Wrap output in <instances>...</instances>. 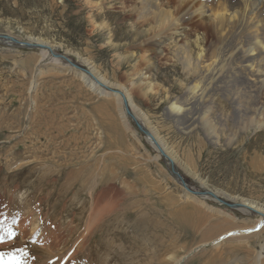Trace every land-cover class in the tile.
Segmentation results:
<instances>
[{"label":"rangeland","instance_id":"1","mask_svg":"<svg viewBox=\"0 0 264 264\" xmlns=\"http://www.w3.org/2000/svg\"><path fill=\"white\" fill-rule=\"evenodd\" d=\"M136 4L0 0V33L22 42H0V264H264V215L240 207L264 204L250 147L263 132L264 82L256 92L226 68L209 96H219L214 116L231 117L203 148L199 94L192 124L166 118L201 83L195 34L145 31ZM28 37L53 48L29 47ZM219 49L209 36L206 59ZM148 69L170 92L133 95L128 110L143 132L115 96L140 91ZM153 130L176 163L147 141ZM212 190L223 196L202 197Z\"/></svg>","mask_w":264,"mask_h":264},{"label":"bare ground","instance_id":"2","mask_svg":"<svg viewBox=\"0 0 264 264\" xmlns=\"http://www.w3.org/2000/svg\"><path fill=\"white\" fill-rule=\"evenodd\" d=\"M138 1L140 5L138 6L136 4L138 7L135 6L136 8H133L135 12H131L133 14H138L140 26L148 27L145 31L158 32L159 34L166 32L195 34L194 44L199 47L197 72L201 83L193 84L189 88L187 85L186 87L188 90L178 99L181 102L175 101L166 108V118L177 127L183 124L182 120H184L185 123L192 124L194 122L192 111L195 107L197 98L195 95L199 94V106L202 112L203 148L206 147V144L216 145L220 140L219 127L222 126L226 120H229L231 115L225 114L220 109L217 115L214 116L213 108L219 96L215 97L209 95L215 91L217 84L224 77L226 68L231 66L233 76L244 77L256 92L261 90L259 85L264 82V0H137V2ZM126 16L132 18V15ZM242 33H247L256 40L254 47L247 48L240 42H236L233 45L228 44L236 35ZM8 36L10 35H3L0 33V42H4L7 45L13 44L12 40L14 39ZM209 36L215 39L220 49L213 58L207 60L204 45ZM28 39L32 43H25L30 44L32 47L35 46L41 49L53 48V46L40 39L33 37H28ZM14 41L20 44L22 43L19 42L18 39ZM52 52H54V50L50 49V53ZM42 53V56L46 57L47 52L45 51ZM146 71L147 73L145 74H142L143 71L140 73L142 77V86L139 88L140 91L135 90L131 93L127 91L125 94L120 93L119 96H115L128 108L129 105L132 109L135 108L133 100V95L135 93L141 94L143 97L147 98L153 96V94L164 96L170 92L168 88L157 83V79L151 73L150 69ZM192 72L193 71L190 70L189 74L191 75ZM90 81L93 87L98 86L93 80L90 79ZM97 82L100 85L108 84L104 78H99ZM130 84L134 85V82H130ZM219 88L220 87L216 88V90ZM117 94L119 93L116 92L115 95ZM259 95L260 94L257 93L256 98H258ZM226 101L230 106L233 104V99L229 98ZM124 110H126V108ZM123 114L125 118L126 113L123 112ZM188 114L191 116L187 117ZM261 129L263 132L258 139L262 138L264 134V124L261 126ZM152 132L153 135L150 133L146 135L150 145L154 147L156 151L158 149L159 152L166 154L171 162L176 163L174 155L168 153L165 143L158 138L160 137L159 133L154 130ZM258 139L250 144V147L254 149L252 163L257 166L258 171H263L264 157L262 154H264V151L258 152V149L262 148L258 146ZM173 173L175 177L180 175L174 166ZM198 180L200 179L198 178ZM183 187L189 191V193L196 195V192L191 191L187 185H183ZM206 188L210 190L208 187ZM208 193L211 195H203L202 197L206 196L207 199H210V196L218 199L223 196L215 190L208 191ZM225 196L227 199L235 200L229 195L225 194ZM240 207L245 213H250L249 210H253L264 215L263 203L254 200H243L240 203ZM262 222H264V220Z\"/></svg>","mask_w":264,"mask_h":264},{"label":"water","instance_id":"3","mask_svg":"<svg viewBox=\"0 0 264 264\" xmlns=\"http://www.w3.org/2000/svg\"><path fill=\"white\" fill-rule=\"evenodd\" d=\"M29 47L31 46L30 44H27ZM125 108H126V113H127V115L129 116V117H131L132 118V120H134L135 122H136V119H135V117L130 113V111L128 110V107L127 106H125ZM136 125H137V127L139 128V130L140 131H143V129L141 128V126L136 122ZM144 132V131H143ZM146 133V135H148L149 133L148 132H145ZM163 154V153H162ZM163 156H164V154H163ZM165 157V156H164ZM176 179L182 184V185H185L186 186V184H185V182L183 181V179H182V177L180 176V175H178L177 177H176Z\"/></svg>","mask_w":264,"mask_h":264}]
</instances>
